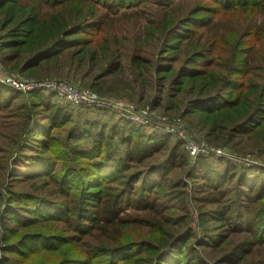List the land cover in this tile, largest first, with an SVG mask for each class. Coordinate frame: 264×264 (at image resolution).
Listing matches in <instances>:
<instances>
[{"label": "trees", "instance_id": "1", "mask_svg": "<svg viewBox=\"0 0 264 264\" xmlns=\"http://www.w3.org/2000/svg\"><path fill=\"white\" fill-rule=\"evenodd\" d=\"M153 1L167 5L172 0H0L2 33L6 35L0 47L11 50L10 57L3 58V64L15 62L20 75L37 80L75 78L83 68L90 76L97 70L94 84L88 88L100 96L111 81H123L120 62L112 63L111 59L124 55L131 59L128 68L135 77L136 92L130 91L136 94L139 89L138 101L144 100L149 89L151 108L164 101V105L175 111L182 108L183 116H202L210 123L209 135L215 133L212 140L217 138L218 131H227L228 140L252 134L263 141L264 88L234 80L248 76L245 75L248 60L244 56L237 52L233 67L219 84L215 82L216 73L211 71L214 65L210 57L206 58L207 53L175 56L187 53L180 48L183 42L206 28L209 21L201 24L186 20V24H199L198 30H191L184 25L183 18L166 17L160 29L155 27L154 32L145 33V38L158 33L157 54L146 56L136 44L129 45L128 54L118 52L122 46L114 41L115 36L106 30L107 26L116 18V21L138 19L141 6ZM218 3L231 10L264 14V0H219ZM56 7H60L57 17L52 14L47 17L45 11ZM24 15L26 20L15 28ZM256 31L255 27V34ZM263 32L264 29L259 30L257 37L262 38ZM78 35L85 36L78 38ZM91 63L98 67L89 68ZM179 64L183 65L177 68ZM163 93L170 94L169 98H163ZM51 95L35 91L29 104H17L20 95L0 86V112L13 106L12 110H20L14 117L24 121L8 164L16 175L10 171L8 181L52 182L56 193L54 198L37 193H12L1 220L8 227L20 228L58 224L64 226L66 234L35 232L15 244L6 242L7 255L0 263L6 264L13 253L21 257L31 251L35 255L55 252L66 244L75 245L77 251L86 238L99 241L92 252L85 253L86 260L61 259L57 264H121L128 262L132 256L129 251L134 249H142L154 257H173L172 250L183 241L182 232L168 238L166 234L152 236V233L155 230L159 234L160 224L156 219L170 223L163 213L173 201L184 203L185 185L179 180L173 183L167 180L169 172L189 165L181 145H170L164 135H146L124 119L99 122L76 117L71 120V115L58 109ZM68 122L71 125L64 127ZM60 125L65 135L56 137L52 133L55 128L61 130ZM82 140L89 142L83 149L69 145ZM113 144L122 151H108ZM161 154L162 158L157 160L156 156ZM224 165L215 170L207 159L197 158L188 168L186 175L193 182L192 199L198 201L199 207L222 203L220 210L200 212V221H207L209 213L218 215L213 219H218L226 230L258 238L264 244V171L250 177L229 162ZM233 173L232 178H238L230 200L223 187ZM65 197H70L72 202L63 201ZM143 222L151 230L146 235L139 234L145 237L141 243L132 246L120 241L126 237L124 232L129 225L141 227ZM105 240L113 244L106 245ZM249 244L245 242L235 253H228L224 262L234 259L231 263H240L249 251Z\"/></svg>", "mask_w": 264, "mask_h": 264}, {"label": "rangeland", "instance_id": "2", "mask_svg": "<svg viewBox=\"0 0 264 264\" xmlns=\"http://www.w3.org/2000/svg\"><path fill=\"white\" fill-rule=\"evenodd\" d=\"M165 2L168 0H158ZM219 0H172L167 5H161L160 3L147 2L144 3L139 12V18L135 20H117L114 16L115 22L111 21L110 25L107 26L106 30L109 31L113 36H115L114 41L122 46L119 49V53H127V48L129 45L136 44L141 50H143L146 56L157 54V41L158 33L150 35V37L145 38V33L148 31L154 32L155 27L161 28L162 23L166 17H170L172 20L182 19L184 25L188 29L198 30L199 24H186V20H197L201 24L203 22L207 23L206 28H202L198 31L196 36H192L186 39L181 50H186L187 53L180 55L175 54L176 57L183 58L189 54H194L199 52L201 54L207 53L206 58L210 57L213 65L211 71L216 73L215 82L219 84L222 78L226 76L227 70L233 67V59L237 56V52L244 56L248 60V75L243 79L237 80V83H246L248 85L263 86L264 88V32L263 37L258 38L257 32L264 29V14L263 12H254L250 10H231L226 7H221L218 3ZM25 3V2H21ZM212 10V11H210ZM60 11V7L54 9H49L45 11L46 16L50 14L57 17V12ZM26 15L21 17L19 25L22 24L26 18ZM42 17H40L41 19ZM113 18V19H114ZM0 16V42H3L6 36L2 33L4 28V22ZM43 19V18H42ZM203 20V21H202ZM198 27V28H197ZM255 27L257 28L256 34L254 33ZM8 28H11L9 26ZM85 35H78V38H84ZM92 37V35H88ZM3 37V38H2ZM144 38V39H143ZM0 47V86L7 90L14 91L20 95L17 100V104H29L30 95L35 91H41L44 95L52 94L54 96L53 102L58 107L59 110H65L69 115L70 119L73 118H83L88 121H99V122H110L117 119H124L131 122L135 127L140 128L146 135H164L169 141V144H180L182 152L186 155L188 166L175 169L168 173V182L181 181L183 183V192L185 194L184 203H178L173 201L163 216H168L170 218V223H166L163 219L157 220L159 222L160 228L159 234L152 233V236H161V234H166L167 238L169 236H174L178 232H182L183 241L180 243L173 251L171 255L164 257H154L152 254L143 253L142 249H134L131 252V258L128 262L121 264H264V244L257 241L258 238H251L248 235L238 233L236 231H228L226 227L218 222V215L210 214L206 217L208 220L202 223L200 219V212H208L211 210H220L222 203L217 205H206L199 207L198 201L192 199L194 194L192 189L193 182L186 175L188 168L197 160V158H205L208 160L209 164L215 168V170H220L223 168L226 162H229L234 166V169L245 173L247 176L257 175L260 170L264 171V139L263 141L257 139L254 135L248 134L242 137H234L232 139L227 138V131L219 132L216 134L217 138L212 140V135H209L210 123L203 119L202 116L195 114V116H183L180 108L175 111L174 108L164 105V101L157 106L151 108L150 97L152 95V90L146 89L144 100L138 101V92H136V86L133 80L134 75L129 72L128 64L131 59L126 56L118 55V58L111 59L112 63L120 62L121 71L120 75L123 81H111L104 88L103 94L99 96L88 87L94 84L93 75L88 76L89 71H85V68L81 72L76 73V77L70 79L64 78H50V79H34L28 75H20L15 69V62L11 65L5 66L3 64L4 57H10V49H5ZM144 54V56H145ZM174 54V53H173ZM168 56V55H167ZM200 61V60H198ZM202 62L204 60L202 59ZM183 64L177 65V68ZM14 66V67H13ZM98 65L91 63L88 65L89 68H94ZM86 67V63L84 65ZM246 65L242 68L245 71ZM84 72V75H83ZM243 72V71H242ZM244 73V72H243ZM243 75V74H242ZM239 75V77H242ZM134 77V79H133ZM15 80L16 82H21L28 85L27 88L15 90L10 87L6 80ZM62 81L61 84H67L76 90H88L90 93L95 95L96 101L103 102L96 105H85V103L74 104L68 102L64 97L60 96L55 91L47 88L45 84L55 83ZM44 85L41 87H33V85ZM129 84V85H128ZM150 87L151 84L147 82ZM172 84V83H171ZM23 85V84H22ZM112 88V90H111ZM140 88V87H139ZM133 90L134 93L130 91ZM112 92V93H111ZM198 92V89L195 90ZM194 92V93H195ZM169 98L170 94L163 93L162 97ZM193 96V95H192ZM118 104V108H111V105ZM111 104V105H110ZM11 106L7 111L0 112V260L4 258L7 253H5L4 243L15 244L22 238H26L27 235L34 234L35 232H42L44 234L50 235L52 232H58V234H66L65 228L62 225L45 223L32 228H20V227H8L4 225V221L1 220V213L6 207V202L11 194L16 193H37L41 195H47L48 197H56L54 193V184L52 182L43 183V181H34L27 183H20V181H8L10 176V171L13 175V168L8 166L9 158L14 150V142L18 138L23 126V120H18L14 115L18 114L20 110H12ZM123 107L125 110H120ZM41 107H38L40 109ZM43 110L41 109V112ZM264 112V110H263ZM134 115L142 121L145 120L147 124L145 126L134 124L129 118ZM134 117V118H136ZM197 117V118H196ZM64 127H69L71 122L63 124ZM60 129L55 128L53 130L54 136L62 137L65 135V129L63 126H58ZM166 129H171L173 132L178 131L181 137L178 138L176 135L168 132ZM170 130V131H171ZM228 140L229 142H226ZM115 141H113L114 143ZM194 144L201 148V153L196 156H191L187 151V144ZM89 144L88 140H82L77 143L69 142L71 147L83 149ZM121 152L118 149L110 145L108 151ZM216 151H220L221 155H218ZM161 155H157V160L162 158ZM11 159V158H10ZM230 181L226 182L223 188L226 190L227 198L233 199L234 189L237 182V178H232ZM239 176V175H238ZM197 196H200L199 194ZM67 203H71L72 199L70 197H65L64 200ZM208 214V213H204ZM162 216V215H161ZM129 217V216H127ZM126 217V218H127ZM160 218V217H159ZM14 228V229H12ZM138 230V231H136ZM151 228L143 225L140 226H128V230L124 232L126 237H122L120 241L123 243L135 244L141 243L145 237L139 234L146 235ZM136 233L139 236H135ZM187 233V234H186ZM186 234V235H183ZM141 237V238H140ZM220 237V238H219ZM140 239V240H139ZM260 239H263L260 237ZM250 242L248 248V253L243 259L237 263H231L234 259H229L224 262V257L228 253H235V251L242 247L245 242ZM106 245L113 244V241H104ZM99 241H94V239H83L81 241L80 247L75 251V245L66 244L55 252L40 254H33L31 251L27 254H23L19 257L16 254L9 255V261L6 264H57L59 260H86L88 257L85 255L86 252H92L93 248L98 245ZM255 244V246H254ZM246 248V249H247ZM127 253V250H126ZM101 256H97V260H101ZM96 261V260H92ZM1 264V263H0Z\"/></svg>", "mask_w": 264, "mask_h": 264}, {"label": "built area", "instance_id": "3", "mask_svg": "<svg viewBox=\"0 0 264 264\" xmlns=\"http://www.w3.org/2000/svg\"><path fill=\"white\" fill-rule=\"evenodd\" d=\"M6 83L12 87L13 89L15 90H19V89H23L24 86L25 88H27V90H29L28 88V85L22 83L21 82H16L15 80H10V79H7L6 80ZM62 81H58V82H55V83H49V84H45L47 86L48 89L52 90V91H55L56 93H58L60 96L64 97L68 102H71V103H74V104H81L80 102H83L85 103V105H88V106H91V105H96V104H100V103H103V102H98L96 101V98H95V95L90 93L88 90H83V91H80V90H76L74 89L73 87L67 85V84H61ZM30 85H33L32 83ZM44 85H33V87H41ZM111 105V104H110ZM118 104H114V105H111V108H118ZM120 110H125L123 107H121ZM136 116L132 115L129 119L131 121H133L134 124H137V125H142V126H145L147 124V122L145 120H141L139 118H134ZM168 132L172 133L173 135H176L178 138L181 137V134L178 132V131H175L173 132L171 129V131L169 129H166ZM187 151L188 153L191 155V156H196L198 155L199 153H201V148L197 147L196 145L194 144H190L188 142L187 144ZM216 153L218 155H221L220 151H216Z\"/></svg>", "mask_w": 264, "mask_h": 264}]
</instances>
